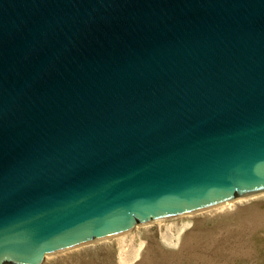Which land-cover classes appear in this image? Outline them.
<instances>
[{"label": "water", "instance_id": "95a60500", "mask_svg": "<svg viewBox=\"0 0 264 264\" xmlns=\"http://www.w3.org/2000/svg\"><path fill=\"white\" fill-rule=\"evenodd\" d=\"M264 195V0H0V264Z\"/></svg>", "mask_w": 264, "mask_h": 264}, {"label": "rangeland", "instance_id": "374dc122", "mask_svg": "<svg viewBox=\"0 0 264 264\" xmlns=\"http://www.w3.org/2000/svg\"><path fill=\"white\" fill-rule=\"evenodd\" d=\"M156 223L49 256L42 264H123L118 258V240L124 235L136 247L142 243L141 252L130 264H264V197L231 209Z\"/></svg>", "mask_w": 264, "mask_h": 264}, {"label": "bare ground", "instance_id": "6f19581e", "mask_svg": "<svg viewBox=\"0 0 264 264\" xmlns=\"http://www.w3.org/2000/svg\"><path fill=\"white\" fill-rule=\"evenodd\" d=\"M262 197H264V195H262V196H257V197H253V198H248V199H240V200H238L237 202H233V203H229V204H226V205H223V206H220V207H217V208H215V209H212V210H208V211H205V212H200V213H195V215H200V214H202V213H207V212H210V211H213V210H224V209H231V208H234V207H236L237 205H240V204H243V203H245V202H248V201H252V200H255V199H257V198H262ZM175 222V221H174ZM157 224V223H156ZM162 224H163V222H162ZM171 224V223H170ZM167 225H169V224H167ZM166 225V226H167ZM170 226V225H169ZM174 226V225H173ZM180 225H178L177 226V228L179 227ZM185 226V225H184ZM172 229V228H171ZM180 229H181V227H180ZM176 230V229H175ZM174 230V231H175ZM172 231V230H171ZM179 231V230H178ZM180 231H182V230H180ZM168 234H169V231L167 232ZM177 233V232H176ZM127 235V234H126ZM126 235H124V237L126 236ZM130 235V234H129ZM167 235V234H166ZM166 235L165 234H163V236L164 237H166ZM171 235V234H170ZM134 236V235H133ZM177 236V235H176ZM120 238L119 240H118V242H119V245H120V250H119V255H118V258H119V260L123 263V264H130L137 256H138V254L141 252V249H142V243L138 246V247H136L134 244H132V243H130L129 242V240H128V238ZM130 237H132V236H130ZM173 237V236H172ZM135 238V237H134ZM168 238H169V236H168ZM174 239L176 238V237H173ZM133 239V238H132ZM172 240V239H171ZM171 240H169V241H171ZM173 241V240H172ZM171 241V242H172ZM138 245V244H137ZM84 247H88V245L87 246H82V247H78V248H75V249H72L73 251L74 250H79V249H81V248H84ZM64 253V252H63ZM48 258H50L49 256H46V259L48 260ZM45 259V260H46Z\"/></svg>", "mask_w": 264, "mask_h": 264}]
</instances>
